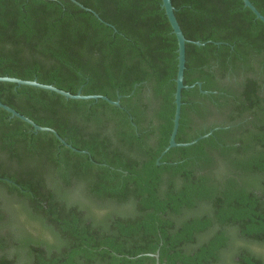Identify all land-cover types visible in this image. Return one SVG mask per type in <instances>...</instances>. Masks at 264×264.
<instances>
[{"label": "trees", "instance_id": "1", "mask_svg": "<svg viewBox=\"0 0 264 264\" xmlns=\"http://www.w3.org/2000/svg\"><path fill=\"white\" fill-rule=\"evenodd\" d=\"M77 1L99 18L71 0H0V77L111 100L129 96L118 107L0 82L4 104L78 150L0 108V198L16 203L27 223L40 215V253L29 249L28 257L40 264H156L150 254L159 250L160 264H218L222 255L228 264H264V126L236 139L240 147L221 146L215 132L170 149L158 165L173 129L178 71V42L162 0ZM171 1L185 37L206 43L186 45L184 83L196 85L182 92L176 141L185 143L203 134L184 132L190 111L201 114L188 97H207L197 83L213 90L214 62L225 70L252 57L264 61V23L242 0ZM250 1L264 15V0ZM145 83L159 100L153 146L142 142L152 131L139 135L132 124L137 112L121 109ZM107 123L114 141L100 137ZM219 223L222 229L211 227ZM31 244L23 239L16 250ZM6 260L2 255L0 264Z\"/></svg>", "mask_w": 264, "mask_h": 264}, {"label": "flooded vegetation", "instance_id": "2", "mask_svg": "<svg viewBox=\"0 0 264 264\" xmlns=\"http://www.w3.org/2000/svg\"><path fill=\"white\" fill-rule=\"evenodd\" d=\"M211 72L213 75L209 80L213 84V90L206 91L207 93L201 91L207 97L203 99L193 96L188 97L191 103L199 105L201 114L198 115L190 111V117L187 120L184 132H203L199 136L210 131L213 132L212 135L218 132L215 134V139L221 146L225 144L226 146L240 147V142L236 141V139L258 132L264 126L262 122L264 121V61L257 57H252L248 65L237 61L234 66L229 65L225 70L214 62L211 66ZM133 94L134 91L131 92L130 96ZM123 97L129 96L118 95L120 106ZM158 101L154 99L152 87L145 83L144 88L131 99L127 107H121L127 113H130L131 110L137 112L139 122L138 124L132 123L137 132L141 130L143 134H148L152 131V133L143 137L142 142L145 141L148 146H153L157 139V128L160 125V121L155 116V113L159 109ZM129 118L130 120L135 119L132 115ZM113 125L111 123L104 125L100 131V137L110 138L114 141L116 130ZM138 134L140 135L139 132ZM86 154L89 153L87 152ZM159 158L157 162L163 157ZM117 170L123 171L120 168ZM196 171L198 176L203 173V170L199 168ZM15 205L17 204L0 198V245L2 244L1 246H3V248L0 247V257L2 255L6 256V264H40V261L36 262L32 259L34 256L28 257L26 254L29 253V249H36L40 253V215H38L39 219L37 222L27 223L25 214L18 209L16 210ZM211 227L223 228L221 223L217 224L216 227L212 225ZM211 227L203 234L209 233ZM225 233H228V231ZM224 235L227 236L228 234ZM23 239L31 241L32 244L31 246L28 245L27 251L24 252L22 250L20 253L16 250V247L18 248L16 245ZM226 243L230 244V240L226 241ZM226 249H222L221 252H225ZM258 252L263 253L260 257L264 258V249H258ZM235 260H238V258H235ZM218 264H228L224 255H222V259H220Z\"/></svg>", "mask_w": 264, "mask_h": 264}, {"label": "water", "instance_id": "3", "mask_svg": "<svg viewBox=\"0 0 264 264\" xmlns=\"http://www.w3.org/2000/svg\"><path fill=\"white\" fill-rule=\"evenodd\" d=\"M73 3L78 5L80 8L85 9L87 11L92 12L96 17L99 18V15L92 11L89 8H86L84 5L79 3L77 0H71ZM244 3V6L249 8L254 15L256 16L257 19L261 20L264 23V15L255 7V5L250 1V0H242ZM162 7L165 9V13L168 17V20L170 22V25L172 27L173 33L176 35L177 42H178V71H177V77H176V91H175V115L173 119V129L171 132L170 140H169V145L165 148V150L161 153L160 158L161 159L170 149L175 148V147H188L193 144L198 143L200 140L209 137L210 135L213 134L212 131L209 133H206L204 135H201L197 137L196 139L190 141V142H185V143H178L176 141V137L178 134L179 126H180V119H181V111H182V92L185 89H190L193 88L196 84H193L191 86H188L184 83V75H185V69H186V45L187 43H194L197 46H204L206 43H202L200 41H190L188 40L182 29L181 26L177 20V17L175 15V7L172 4L171 0H162ZM111 26L110 24H108ZM220 44V43H216ZM0 82H10V83H15L18 86H32L40 89H45L49 91H53L57 94H60L64 96L66 99H83V100H99L102 99L106 102H108L111 105L115 106H120V100H111L106 96L103 95H83L81 91H79L77 94H72L70 92H67L65 90L59 89L55 87L54 85L50 84H43L38 82L37 80H23L20 78H15V77H0ZM198 88L200 91L207 93L206 91H203L202 89V83L198 82L197 83ZM0 108L4 109L8 113H10L11 117H17L21 119L22 121L28 123L31 125L34 129L35 132L39 131H44V132H50L52 133L59 141L61 144L64 146L72 149L73 151H78L76 148L72 146V144L68 143L64 138H62L58 132L50 127H44L36 124L33 120H31L29 117L22 115L18 111H16L14 108L4 104L0 100ZM82 153L86 154L87 151H81ZM157 164H160V160H158ZM6 181H10L9 179H5ZM150 256L154 257L156 259V264H160V251L158 250L155 254H150Z\"/></svg>", "mask_w": 264, "mask_h": 264}]
</instances>
